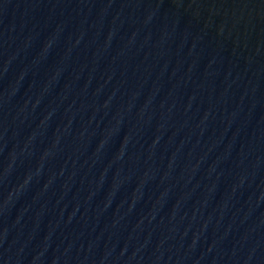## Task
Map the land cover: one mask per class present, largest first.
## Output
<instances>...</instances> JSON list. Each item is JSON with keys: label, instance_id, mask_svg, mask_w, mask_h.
<instances>
[{"label": "water", "instance_id": "water-1", "mask_svg": "<svg viewBox=\"0 0 264 264\" xmlns=\"http://www.w3.org/2000/svg\"><path fill=\"white\" fill-rule=\"evenodd\" d=\"M0 264H264V0H0Z\"/></svg>", "mask_w": 264, "mask_h": 264}]
</instances>
